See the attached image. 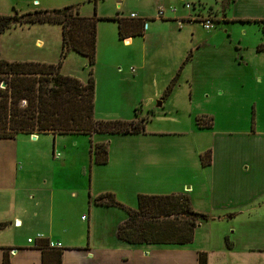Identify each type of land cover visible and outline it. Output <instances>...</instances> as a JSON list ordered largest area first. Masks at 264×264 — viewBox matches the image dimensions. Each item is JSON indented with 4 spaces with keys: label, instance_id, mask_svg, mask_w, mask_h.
I'll use <instances>...</instances> for the list:
<instances>
[{
    "label": "rangeland",
    "instance_id": "1",
    "mask_svg": "<svg viewBox=\"0 0 264 264\" xmlns=\"http://www.w3.org/2000/svg\"><path fill=\"white\" fill-rule=\"evenodd\" d=\"M229 1L0 0V14L71 5L76 7L80 16L95 17L97 41L94 64L89 66L86 57L69 50L62 59L61 74L86 82L92 67L95 119L143 120L146 132L143 136L157 138L158 151L164 154H182L184 149L190 153L195 150L187 140L196 144L198 135L185 132L191 122L196 125L195 118L199 116L211 117L216 130L255 127L264 131V107L258 113H254L253 109L256 104H264V50H257V46L264 43L255 44L253 52L245 49V46L254 43L255 36L251 33L256 28L264 37L260 28L263 23L246 24L251 27L250 34L241 36L234 29L238 23L227 24L221 21ZM186 4L189 7H185ZM174 9L177 12L171 11ZM158 10H162L163 15L159 16ZM131 14L135 17H131ZM115 18H133L135 21L144 19L146 26L143 34L120 40L117 22L113 20ZM206 21H210L208 30L203 27ZM36 39L41 44L38 45ZM236 47L239 49H235ZM60 56L59 24L45 22L15 25L0 35L2 59L57 63ZM236 56L249 59L255 73L236 76V80L217 79L216 72H219L220 61L233 63ZM172 80L170 93L161 100L164 90ZM215 87L218 92L221 91L219 98H211ZM237 99L243 101L240 110L235 103ZM160 100L162 104L158 106ZM39 136L40 139L36 142L17 139L0 145V153L3 149H8L17 151L19 158L22 155L30 156L33 158V165L50 176L44 185H52L55 191L63 187H67L64 188L67 190L75 189L77 198H81L82 188L78 186H89L91 181L88 149L91 137L84 134L56 135L55 138L50 134ZM125 136L122 138H133L131 135ZM98 137L99 135H95L92 141L95 142ZM131 145L140 148L142 144L134 142ZM65 158L68 159L63 164ZM99 170L102 178L99 184H107L113 173L111 167ZM44 179L41 177V181ZM23 195L32 202L38 196L43 197L44 193L41 192V195L34 198L30 197L33 196L30 192ZM46 201L50 202L49 199ZM56 202L57 195L53 202L55 207ZM209 220L210 218L202 222V228L194 230L191 247L196 245L209 248L210 245L215 246L218 243L216 238L225 224L207 223ZM262 221L256 209L248 216L237 215L230 219L225 225L223 243L233 244L238 249L228 253L224 262L219 259L211 264H264V251L240 252L242 245L264 249ZM212 253L219 255V252Z\"/></svg>",
    "mask_w": 264,
    "mask_h": 264
},
{
    "label": "crops",
    "instance_id": "2",
    "mask_svg": "<svg viewBox=\"0 0 264 264\" xmlns=\"http://www.w3.org/2000/svg\"><path fill=\"white\" fill-rule=\"evenodd\" d=\"M253 20L264 22V0H231L221 21L238 23L234 29L245 36L250 34L251 28L246 24ZM257 30L251 33L255 36L254 43L245 46L248 52H253L255 44L264 43V37ZM36 43L39 45L41 41L36 39ZM239 57L236 56V63L220 61L216 78L236 80V76L255 73L251 61ZM212 97H221L217 87ZM242 102L235 101L238 110ZM263 107L264 104H256L254 113ZM229 110L232 112L231 108ZM213 125L199 128L191 122L185 133L198 135L199 140L196 144L187 140L195 150L190 153L184 149L182 154L158 151L159 140L146 138L145 131L92 133L91 140L99 135L93 143L107 142L108 158L105 164H95L89 157L91 181L89 186H78L82 188L81 198H77L75 189L63 187L55 191L52 185H44L50 176L33 165V158L26 155L19 158L17 151L3 149L0 153V222L8 224L0 229V264L5 252L10 264H56L55 252H61L60 264H198L201 251L208 252L207 264L219 259L224 262L228 253L238 249L233 244L223 243L225 225L230 219L237 215L248 216L256 209L264 223V131L255 127L221 131ZM139 134L142 135L136 136ZM125 135L133 138H122ZM17 139L36 142L40 136L17 134L14 138L0 139V145ZM134 142L142 144L141 147H133ZM207 150L211 152L210 163L202 165L199 155ZM107 167H111L113 173L110 181L107 179V184L101 185L99 169ZM41 177L45 179L41 181ZM27 192L32 193L30 197L33 198L41 192L44 196L30 202L23 195ZM105 192L113 193L118 202L130 208L137 206L138 194H185L195 211L208 215L207 223L225 225L216 238L218 243L209 248L191 247V242L183 245L130 244L117 238L118 226L126 219L125 211L93 203L97 195ZM55 195L58 196L57 207L53 203ZM202 227L199 223L195 229ZM36 234H41L42 238H36ZM28 238L32 241H27ZM242 247L240 252L264 251L248 245ZM212 252H219V255Z\"/></svg>",
    "mask_w": 264,
    "mask_h": 264
},
{
    "label": "trees",
    "instance_id": "3",
    "mask_svg": "<svg viewBox=\"0 0 264 264\" xmlns=\"http://www.w3.org/2000/svg\"><path fill=\"white\" fill-rule=\"evenodd\" d=\"M231 1V0H230ZM229 1V2H230ZM228 2V3H229ZM133 19V18H132ZM115 18L120 40L142 35L145 20ZM137 19V18H136ZM96 18L80 16L71 5L54 9L0 14V35L15 25L56 23L61 26V56L57 63L32 61H8L0 58V139L14 138L17 134L56 135L92 133L137 134L144 132L143 120H98L94 118V79L92 67L86 82L60 72L62 59L73 50L95 62L97 41ZM261 24L264 32V22ZM264 50V44L257 50ZM179 73V72H178ZM178 73L176 75H178ZM173 80L164 90L161 99L167 97ZM199 128L210 127L211 117L195 118ZM107 142L90 140L89 157L95 164L107 162ZM211 152L199 155L202 165L210 163ZM93 203L122 208L126 219L118 226L117 238L130 244L183 245L193 239L194 229L208 215L195 211L185 194H138L137 206L130 208L118 202L113 193L97 195ZM7 222H0V229ZM228 245V244H226ZM39 247L44 248L43 244ZM61 252H55L56 264H60ZM198 264H207V253L198 252ZM2 264H10L4 253Z\"/></svg>",
    "mask_w": 264,
    "mask_h": 264
},
{
    "label": "built area",
    "instance_id": "4",
    "mask_svg": "<svg viewBox=\"0 0 264 264\" xmlns=\"http://www.w3.org/2000/svg\"><path fill=\"white\" fill-rule=\"evenodd\" d=\"M185 7H189V4H186ZM157 13H158L159 16L160 15H163L162 10H158ZM131 17H135V15L134 14H131ZM145 26L146 25H144V28H145ZM203 27L206 28L207 30L210 29V21H206L205 24H203ZM36 238H42V235L41 234H36ZM27 241L31 242L32 241V238H28Z\"/></svg>",
    "mask_w": 264,
    "mask_h": 264
},
{
    "label": "water",
    "instance_id": "5",
    "mask_svg": "<svg viewBox=\"0 0 264 264\" xmlns=\"http://www.w3.org/2000/svg\"><path fill=\"white\" fill-rule=\"evenodd\" d=\"M158 105H160V101H158V103H157Z\"/></svg>",
    "mask_w": 264,
    "mask_h": 264
}]
</instances>
